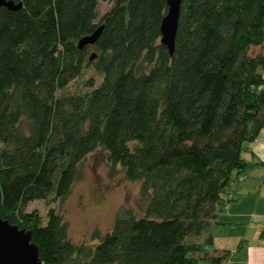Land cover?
<instances>
[{"label": "trees", "instance_id": "16d2710c", "mask_svg": "<svg viewBox=\"0 0 264 264\" xmlns=\"http://www.w3.org/2000/svg\"><path fill=\"white\" fill-rule=\"evenodd\" d=\"M12 1L22 7L0 8V216L32 231L43 264H226L230 251L206 249L213 234L193 239L219 223L234 180L264 166L243 155L264 127V53H250L264 0H182L172 54L168 0H112L101 16L99 0ZM90 67L97 86L60 93ZM97 148L147 202L76 243L51 204ZM34 200L45 215L27 210Z\"/></svg>", "mask_w": 264, "mask_h": 264}, {"label": "rangeland", "instance_id": "374dc122", "mask_svg": "<svg viewBox=\"0 0 264 264\" xmlns=\"http://www.w3.org/2000/svg\"><path fill=\"white\" fill-rule=\"evenodd\" d=\"M112 3V0H99V16L108 11ZM250 53L256 54L257 48L252 47ZM101 78L102 76L90 67L84 75L71 81L60 93L85 91L89 84L97 86L101 82ZM243 155L246 157V153ZM260 169L264 171V167ZM262 174L264 177V173ZM234 181L238 182V179ZM261 191L264 193V190ZM146 202L147 200L140 194V182L128 181L122 173L115 177L110 176L107 151L97 148L86 157L84 175L75 183L70 196L63 203L56 202L51 206L63 212L64 218L69 224V235L73 241L91 243V235L94 231L99 230L101 233H105L112 228L115 216L121 208H130L138 216H142ZM47 208L44 200L31 201L27 206L28 211L38 209L42 215L46 214ZM222 212H219V215ZM210 234H213L214 237L217 236L218 241H221L220 238L226 234V231L220 225H215L210 229V232H205L193 240L204 242ZM97 242L92 243L96 244ZM216 249L218 247L215 244L207 247V251L212 253H217ZM202 264L210 263L204 260Z\"/></svg>", "mask_w": 264, "mask_h": 264}, {"label": "crops", "instance_id": "0c3cea01", "mask_svg": "<svg viewBox=\"0 0 264 264\" xmlns=\"http://www.w3.org/2000/svg\"><path fill=\"white\" fill-rule=\"evenodd\" d=\"M254 48H257V53H264V44ZM248 147L249 150L244 152L246 159L264 161V127ZM261 167L264 166L249 168L238 182H233V200L218 216L219 223L215 224L225 229L226 234L220 238L221 241H218L217 236L214 237L213 244L218 247L217 253H208L217 256L230 251L226 264H264V237L260 236L264 228V193L261 191L264 190V171Z\"/></svg>", "mask_w": 264, "mask_h": 264}, {"label": "water", "instance_id": "95a60500", "mask_svg": "<svg viewBox=\"0 0 264 264\" xmlns=\"http://www.w3.org/2000/svg\"><path fill=\"white\" fill-rule=\"evenodd\" d=\"M182 0H168V11L161 24L162 42L173 53L179 25ZM8 7L18 10L22 3L15 4L12 0H0V8ZM103 25L95 32L80 39L78 46L82 49L85 45L94 44L100 37ZM95 57L93 54L90 59ZM0 264H43L39 248L32 241V231L11 224L0 216Z\"/></svg>", "mask_w": 264, "mask_h": 264}]
</instances>
